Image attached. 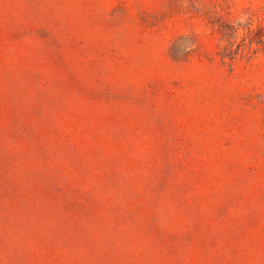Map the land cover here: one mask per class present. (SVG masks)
Instances as JSON below:
<instances>
[{"label": "rangeland", "instance_id": "374dc122", "mask_svg": "<svg viewBox=\"0 0 264 264\" xmlns=\"http://www.w3.org/2000/svg\"><path fill=\"white\" fill-rule=\"evenodd\" d=\"M0 264H264V0H0Z\"/></svg>", "mask_w": 264, "mask_h": 264}]
</instances>
